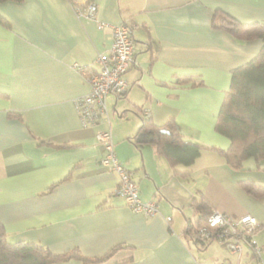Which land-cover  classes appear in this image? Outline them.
Segmentation results:
<instances>
[{
	"label": "crops",
	"instance_id": "0c3cea01",
	"mask_svg": "<svg viewBox=\"0 0 264 264\" xmlns=\"http://www.w3.org/2000/svg\"><path fill=\"white\" fill-rule=\"evenodd\" d=\"M76 1L81 6L69 0L0 4L9 24H0V224L8 239L53 254L78 249L90 258L131 246L115 257H133L129 264H202L196 250L210 244L197 246L184 228L193 219L192 199L204 195L214 210L256 217L254 238L264 250V196L240 186L245 180L264 186V161L254 159L259 172L246 166L249 159L235 169L203 149L191 166L173 168L146 137L134 139L149 110L155 125L174 119L185 141L231 147L218 117L233 71L253 61L263 42L214 28L213 15L220 10L244 24L264 23V0H91L95 21L84 15L88 0ZM101 23L127 24L135 57L125 95L107 98L109 123L83 128L76 100L90 87L75 64L95 72L98 57L109 55L113 36L98 30ZM107 128L141 200L157 203L158 215L137 214L115 194L118 177L102 165L105 151L97 141Z\"/></svg>",
	"mask_w": 264,
	"mask_h": 264
},
{
	"label": "trees",
	"instance_id": "16d2710c",
	"mask_svg": "<svg viewBox=\"0 0 264 264\" xmlns=\"http://www.w3.org/2000/svg\"><path fill=\"white\" fill-rule=\"evenodd\" d=\"M8 1L21 3L24 0H0V4ZM69 1L76 7L81 6L76 0ZM90 2L91 0H88L83 6ZM0 24L9 26L1 15ZM212 24L214 28L226 31L235 39L248 42L261 40L263 47L253 61L239 66L232 73L231 88L226 94L217 124L218 131L232 141L228 150L208 148L185 141L174 119L160 126L155 125L151 119H143V124L134 139L146 137L155 147L156 153L166 157L173 168L180 165L191 166L203 149L215 150L235 169L242 168L247 159L264 161V23L244 24L219 10L214 13ZM65 147L71 146H56ZM240 186L249 195L264 196V186L254 181H241ZM54 187H50L49 191ZM191 207L194 220L186 218L184 235L203 248L211 243L205 244L200 240L193 223L196 226L206 223L214 209L204 195L199 199H192ZM125 248L133 249L131 246L117 245L105 255L93 258L85 256L78 249L64 254H53L46 247L34 242H11L5 228L0 224V264H56L71 260L80 261L82 264H129L133 257L115 260L117 254Z\"/></svg>",
	"mask_w": 264,
	"mask_h": 264
},
{
	"label": "built area",
	"instance_id": "2783aa9c",
	"mask_svg": "<svg viewBox=\"0 0 264 264\" xmlns=\"http://www.w3.org/2000/svg\"><path fill=\"white\" fill-rule=\"evenodd\" d=\"M97 5L89 3L84 13L87 19L97 20ZM110 29L113 43L107 56L97 59L99 69L90 71L75 64V68L82 73L90 87V92L76 100L77 110L83 128L98 125L106 120L109 123L107 98L110 95L121 97L128 90L125 74L134 62L135 50L131 28L127 24L117 26L101 23L98 30ZM145 119H151V113L146 110ZM97 141L104 149L105 156L102 165L109 171L116 173L118 186L116 195L121 197L126 205L135 213L145 217H154L159 214L158 205L155 202H143L139 195V188L131 178L127 169L119 162L115 153V143L110 130H101L97 134ZM195 230L205 244L217 242L228 247L230 252L238 256V260L244 254L243 243L252 248L253 258L257 264H264L263 248L254 240V234L260 228L256 217L247 214L240 218H234L228 214L213 210L206 223L195 225Z\"/></svg>",
	"mask_w": 264,
	"mask_h": 264
},
{
	"label": "rangeland",
	"instance_id": "374dc122",
	"mask_svg": "<svg viewBox=\"0 0 264 264\" xmlns=\"http://www.w3.org/2000/svg\"><path fill=\"white\" fill-rule=\"evenodd\" d=\"M104 129H102L103 131ZM105 130H112L110 128H107ZM251 165V168H254L255 161L254 159L247 160L246 166ZM251 172H259L256 168L251 170ZM261 174H264V172H259ZM254 240L257 242V240L254 238ZM244 246V254L240 261H238V256L233 255L228 247L223 246L217 242L211 243L205 250L197 251L196 248L194 249L197 252L198 257L200 258V261L202 264H257V260L255 258H252V248L246 244L243 243ZM260 246V245H259ZM264 258V253H263Z\"/></svg>",
	"mask_w": 264,
	"mask_h": 264
}]
</instances>
